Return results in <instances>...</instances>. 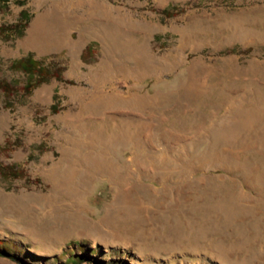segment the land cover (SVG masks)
<instances>
[{
  "label": "rangeland",
  "instance_id": "1",
  "mask_svg": "<svg viewBox=\"0 0 264 264\" xmlns=\"http://www.w3.org/2000/svg\"><path fill=\"white\" fill-rule=\"evenodd\" d=\"M0 252L264 264V0L0 4Z\"/></svg>",
  "mask_w": 264,
  "mask_h": 264
},
{
  "label": "trees",
  "instance_id": "2",
  "mask_svg": "<svg viewBox=\"0 0 264 264\" xmlns=\"http://www.w3.org/2000/svg\"><path fill=\"white\" fill-rule=\"evenodd\" d=\"M9 1L11 0H0V4L5 5L7 4ZM12 1H18V0H12ZM16 64H19V67L23 68V70H25L29 75H33L34 71H36V62L33 61L30 57L27 58L26 60H22V61H18ZM77 246L81 249L82 246L78 245ZM76 252V251H74ZM2 253V252H0ZM3 253L7 256H12L13 254H10L6 251H3ZM70 257L73 259V263L76 259H81V257L76 253V254H70Z\"/></svg>",
  "mask_w": 264,
  "mask_h": 264
},
{
  "label": "bare ground",
  "instance_id": "3",
  "mask_svg": "<svg viewBox=\"0 0 264 264\" xmlns=\"http://www.w3.org/2000/svg\"><path fill=\"white\" fill-rule=\"evenodd\" d=\"M32 39V38H31ZM34 41V40H33ZM33 44V43H32ZM31 46V45H30ZM117 143V142H116ZM123 195V194H122ZM124 195H126V193H124Z\"/></svg>",
  "mask_w": 264,
  "mask_h": 264
}]
</instances>
